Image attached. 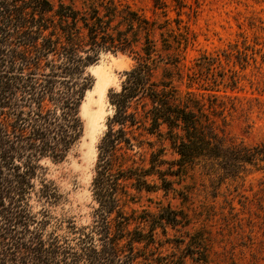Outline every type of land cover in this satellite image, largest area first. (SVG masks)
<instances>
[{"label":"trees","instance_id":"1","mask_svg":"<svg viewBox=\"0 0 264 264\" xmlns=\"http://www.w3.org/2000/svg\"><path fill=\"white\" fill-rule=\"evenodd\" d=\"M168 6L153 0L148 15L128 0H0V264H185L186 257L210 264L201 231L186 232L182 249L183 237L176 250L160 251L172 240L159 233L189 224L186 212L128 205L143 191H169L170 178L189 170L214 189L250 168L264 171V139L246 144L226 131L235 97L219 87L234 89L238 76L218 70L209 53L187 66L188 31ZM102 52L127 54L133 64L120 89L108 91L113 112L97 144L93 219L76 226L50 215L62 194L39 176L40 160H63L82 135L80 105L93 85L86 69ZM146 136L167 141L174 157L164 158L162 145L146 161L138 150L153 145Z\"/></svg>","mask_w":264,"mask_h":264},{"label":"rangeland","instance_id":"2","mask_svg":"<svg viewBox=\"0 0 264 264\" xmlns=\"http://www.w3.org/2000/svg\"><path fill=\"white\" fill-rule=\"evenodd\" d=\"M128 1L148 15L152 13L153 0ZM167 2L168 15L175 17L179 12L181 25L188 31L184 63L192 65L194 58L209 53L219 58L218 70L226 74L235 72L238 76L234 89L219 87L218 93L235 97L236 110L228 117L226 131L236 141L246 144L264 139V0H183L184 6L180 8H175L170 0ZM237 51L246 54L245 61L238 60ZM224 53H230L228 59ZM94 64H99L100 68L95 70L88 66L86 69L93 78L90 89L102 74L106 91L101 100L96 91L92 92L89 115L83 113L81 103L82 135L63 160L48 157L40 160L39 176L53 181L62 194L61 200L49 206L50 215L72 220L76 226L87 225L93 219L95 203L90 187L97 144L106 129V119L113 112L108 91L120 89L124 71L132 66L133 60L124 53L102 52ZM198 87V83H193L191 89L199 92ZM180 88L186 89L185 83ZM86 93L83 101L87 102ZM145 139L153 142L151 147L144 144L138 149L146 161L150 152L162 145L166 146L163 157H174L167 141L155 136ZM39 178L35 179L36 184ZM170 179L174 182L169 191H143L136 196L135 203L128 205L138 211L145 208L158 212L159 208L169 206L186 212L189 224L167 227L166 235L159 233V238L172 240L160 247L162 253L176 250L174 240L183 237L179 245L182 249L188 241L186 232L201 231L206 237L210 264H264V171L250 168L240 178L224 180L219 189L211 187L208 178H200L199 170H189L184 178ZM149 180L159 182L154 177ZM30 203L34 212L40 209V202L35 198ZM59 232L62 233V229ZM185 264L196 263L186 257Z\"/></svg>","mask_w":264,"mask_h":264},{"label":"bare ground","instance_id":"3","mask_svg":"<svg viewBox=\"0 0 264 264\" xmlns=\"http://www.w3.org/2000/svg\"><path fill=\"white\" fill-rule=\"evenodd\" d=\"M90 68L98 70L100 68V65L95 64V65L90 66ZM103 79L104 78H103L102 74H99L93 88L87 91V93H86L87 102H86V100H84L82 102V105H81V110L83 111V113H86L89 115L88 104L92 101V92L96 91L99 95L100 100L102 99L103 95L105 94L106 88L103 84Z\"/></svg>","mask_w":264,"mask_h":264}]
</instances>
